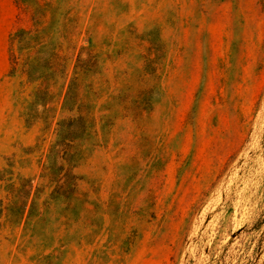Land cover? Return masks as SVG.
Here are the masks:
<instances>
[{
    "label": "rangeland",
    "instance_id": "374dc122",
    "mask_svg": "<svg viewBox=\"0 0 264 264\" xmlns=\"http://www.w3.org/2000/svg\"><path fill=\"white\" fill-rule=\"evenodd\" d=\"M58 7L37 113L8 78L31 18L0 0V264H264V0ZM75 72L76 142L51 153L56 122L20 117L49 128Z\"/></svg>",
    "mask_w": 264,
    "mask_h": 264
},
{
    "label": "trees",
    "instance_id": "16d2710c",
    "mask_svg": "<svg viewBox=\"0 0 264 264\" xmlns=\"http://www.w3.org/2000/svg\"><path fill=\"white\" fill-rule=\"evenodd\" d=\"M61 1L63 0H15L18 10L29 15L32 23L30 28L18 29L10 40L11 71L8 78L17 83V86L23 90L22 95L25 96L24 102L17 103V106L30 105L36 108L37 112L41 108L48 110L49 105L54 103L46 80L52 62L65 40L66 15L58 13ZM63 16L64 20H62ZM48 19L50 21L46 23ZM78 61L81 62V55ZM76 82H78L77 72L74 73L68 86L64 87V94L61 95V111L59 116L54 115L50 118L49 128L41 130L42 123L45 124L49 118L45 121L43 117H39V122L31 126L28 121L29 115L20 117L27 128L24 136L38 129L46 133L56 122L54 141L50 147L51 153L58 151L64 144L66 149L71 148V144L76 142L72 136L73 123L81 119L80 92Z\"/></svg>",
    "mask_w": 264,
    "mask_h": 264
}]
</instances>
